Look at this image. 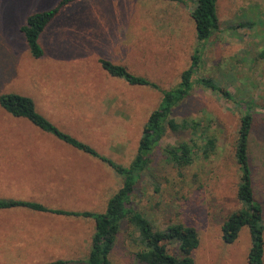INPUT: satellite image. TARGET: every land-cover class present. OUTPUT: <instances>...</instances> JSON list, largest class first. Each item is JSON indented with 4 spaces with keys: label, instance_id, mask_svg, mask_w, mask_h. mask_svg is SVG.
<instances>
[{
    "label": "rangeland",
    "instance_id": "1",
    "mask_svg": "<svg viewBox=\"0 0 264 264\" xmlns=\"http://www.w3.org/2000/svg\"><path fill=\"white\" fill-rule=\"evenodd\" d=\"M58 1L0 0V95L14 92L31 97L37 111L61 131L117 163L129 165L162 92L109 75L100 59L125 65L157 82L161 89L175 87L191 65L197 46L192 17L195 4L190 0H77L63 7L44 29L39 38L44 55L35 58L20 27L28 15L48 10ZM217 8L219 28L202 47L204 65L194 78L212 77L237 97L263 98L264 0H218ZM249 21L254 23L252 28L239 26ZM241 115L235 103L196 84L174 109V116L208 124L217 137L216 150L208 159L198 156L193 164L179 169L168 164L157 148L132 198L134 207L160 229L182 222L198 230L195 264H249V228L243 227L233 243L222 237L224 220L241 207L237 198L240 168L235 157ZM190 137L189 131L169 130L160 146ZM38 153L59 154L60 161L48 163L62 170L77 158L74 163L85 165L87 189L92 192L91 201L83 200L82 195L89 192L76 179L77 172H71L70 179L75 182L72 199L70 195L44 193L40 202L50 208L63 205L60 209L101 213L122 186V178L108 164L28 119L13 116L0 104V173L26 164L25 169L37 174L35 163L23 155ZM13 154L18 160H10ZM249 156L255 197L264 206V111L255 117ZM60 218L55 224L59 233H76L74 254L0 256V264H46L58 259L70 261L66 264H87L95 220ZM131 231L124 222L110 256L112 264H143L134 259ZM169 249L175 251L172 245Z\"/></svg>",
    "mask_w": 264,
    "mask_h": 264
},
{
    "label": "trees",
    "instance_id": "2",
    "mask_svg": "<svg viewBox=\"0 0 264 264\" xmlns=\"http://www.w3.org/2000/svg\"><path fill=\"white\" fill-rule=\"evenodd\" d=\"M75 1L77 0H59L54 7L27 16L20 31L26 39L32 56L40 58L44 55V49L39 42L42 32L63 7ZM190 1L195 4L192 17L195 22L197 46L191 56V65L182 72L181 80L175 87L161 89L157 82L133 73L125 65L104 58L100 59L102 68L109 75L123 79L133 86L152 87L162 92L160 103L150 113L144 124L136 155L129 165L117 163L110 157L99 153L91 145L61 131L37 111L31 97L14 92L0 95V104L8 113L15 117L28 119L43 131L52 133L77 150L108 164L122 178V186L110 197L106 210L101 213L49 208L36 201L0 198V209L26 207L66 217L94 219L95 232L92 237L90 253L86 259L87 264H112L110 256L124 222L132 227L130 239L134 246V259L137 262L143 264H195L193 252L200 243L198 230L194 226L182 222L171 223L166 228L160 229L147 215L134 207L132 198L143 174L150 169L157 148H161V155L168 164L179 169L193 164L198 156L208 159L216 150L217 137L212 133L208 124L194 118L178 119L174 116V109L190 96L196 84L232 101L241 109L242 115L235 147V157L240 168L237 198L241 207L224 220L222 237L225 242L233 243L238 238L241 229L247 226L252 240L248 262L249 264H264V206L255 197L249 156L250 137L255 117L260 111H264V97L260 99L237 97L212 77L194 78L204 65L202 47H206L207 41L218 30L219 17L218 0ZM253 25L254 23L249 21L241 23L239 26L252 28ZM169 130L172 132L189 131L191 137L188 141L161 147V141ZM169 245L175 247L174 252L170 251ZM66 263L68 262L60 259L47 264Z\"/></svg>",
    "mask_w": 264,
    "mask_h": 264
},
{
    "label": "crops",
    "instance_id": "3",
    "mask_svg": "<svg viewBox=\"0 0 264 264\" xmlns=\"http://www.w3.org/2000/svg\"><path fill=\"white\" fill-rule=\"evenodd\" d=\"M41 151L45 152V150ZM29 155L24 154L23 156L24 158L29 157L28 162L35 163L37 174L25 169L26 164L24 168L19 170L9 171L5 169L4 174L0 173V198L40 202V198L44 193H51L49 195H52V197L59 193L66 196L70 195L69 198L72 199L75 182L70 179V173L77 172L82 175L75 173L76 179L79 178L80 184L89 192L88 195H82V199L91 201L92 192H90V188L87 189L86 179L88 176L84 171L85 165L75 164L77 158L62 170L60 167L54 166V163H48L60 161L61 156L59 154L38 153ZM17 158L18 155L15 154L10 156V160H18ZM77 166H81V170ZM82 177H84L86 183ZM62 206L58 205L56 209ZM61 216L26 207L0 209V256L29 258L71 256L77 249L76 233L64 230L61 234L59 230L55 229V224L62 219ZM71 233L73 234L72 238Z\"/></svg>",
    "mask_w": 264,
    "mask_h": 264
}]
</instances>
